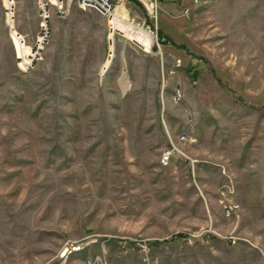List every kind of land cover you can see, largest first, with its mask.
Masks as SVG:
<instances>
[{"label": "rangeland", "instance_id": "374dc122", "mask_svg": "<svg viewBox=\"0 0 264 264\" xmlns=\"http://www.w3.org/2000/svg\"><path fill=\"white\" fill-rule=\"evenodd\" d=\"M153 2L0 0V264H264V0Z\"/></svg>", "mask_w": 264, "mask_h": 264}, {"label": "built area", "instance_id": "2783aa9c", "mask_svg": "<svg viewBox=\"0 0 264 264\" xmlns=\"http://www.w3.org/2000/svg\"><path fill=\"white\" fill-rule=\"evenodd\" d=\"M40 4L41 15L43 17V35L40 37V43L44 42L46 36H48V18L50 14V9L53 8L57 15L64 16L71 10L73 4H77L82 9H90L98 14L107 18L109 23V40L114 43V39L117 35L127 37L134 43L139 44L146 50H151L153 43L148 46L140 43L134 36L146 37L150 42V37L155 38V42L159 45L163 43V38L161 39L158 34V30L154 29L151 24H146L143 22L139 28H133L123 22L124 15L121 11H117V7L121 4L122 0H38ZM150 4L154 6L153 0H149ZM120 10V9H119ZM118 24L119 27H116ZM37 53V50H35ZM179 139H185V135H180ZM171 147L166 149L160 157V161L163 164H167L173 156L179 155L181 153L178 147L171 140ZM238 209V205L232 201H228L224 204V210L227 215H232ZM58 264H65L63 261Z\"/></svg>", "mask_w": 264, "mask_h": 264}, {"label": "trees", "instance_id": "16d2710c", "mask_svg": "<svg viewBox=\"0 0 264 264\" xmlns=\"http://www.w3.org/2000/svg\"><path fill=\"white\" fill-rule=\"evenodd\" d=\"M130 1H132V2H134V3H136V0H130ZM158 34H159V37L162 39H164L163 40V43H164V41L166 40V37L162 34V32H160V31H158Z\"/></svg>", "mask_w": 264, "mask_h": 264}, {"label": "bare ground", "instance_id": "6f19581e", "mask_svg": "<svg viewBox=\"0 0 264 264\" xmlns=\"http://www.w3.org/2000/svg\"><path fill=\"white\" fill-rule=\"evenodd\" d=\"M10 1V0H9Z\"/></svg>", "mask_w": 264, "mask_h": 264}]
</instances>
